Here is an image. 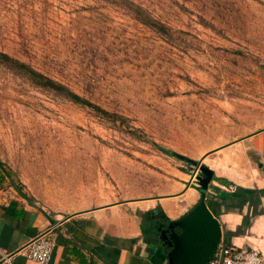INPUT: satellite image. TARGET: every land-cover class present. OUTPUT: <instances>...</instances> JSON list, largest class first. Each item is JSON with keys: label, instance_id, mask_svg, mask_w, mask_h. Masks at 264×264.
Listing matches in <instances>:
<instances>
[{"label": "rangeland", "instance_id": "obj_1", "mask_svg": "<svg viewBox=\"0 0 264 264\" xmlns=\"http://www.w3.org/2000/svg\"><path fill=\"white\" fill-rule=\"evenodd\" d=\"M262 129L264 0H0V157L48 209L177 195Z\"/></svg>", "mask_w": 264, "mask_h": 264}, {"label": "crops", "instance_id": "obj_2", "mask_svg": "<svg viewBox=\"0 0 264 264\" xmlns=\"http://www.w3.org/2000/svg\"><path fill=\"white\" fill-rule=\"evenodd\" d=\"M234 144L251 150L237 160L216 158L224 149L205 155L211 164L204 165L214 172L207 203L221 224L222 243L264 256V129ZM0 161V264H40L26 256L27 246L39 237L56 244L49 264H168L160 226L181 218L200 198L196 184L185 188L190 176L182 172L169 192L177 195L164 192L65 215L23 195Z\"/></svg>", "mask_w": 264, "mask_h": 264}, {"label": "water", "instance_id": "obj_3", "mask_svg": "<svg viewBox=\"0 0 264 264\" xmlns=\"http://www.w3.org/2000/svg\"><path fill=\"white\" fill-rule=\"evenodd\" d=\"M205 158L196 163L191 182L187 185L188 189L194 179L199 182L198 202L181 218L160 226L168 264H207L222 241L221 224L207 203V191L214 172L203 164ZM166 239L170 242L165 243Z\"/></svg>", "mask_w": 264, "mask_h": 264}, {"label": "built area", "instance_id": "obj_4", "mask_svg": "<svg viewBox=\"0 0 264 264\" xmlns=\"http://www.w3.org/2000/svg\"><path fill=\"white\" fill-rule=\"evenodd\" d=\"M56 244L52 239L39 237L26 248V256L40 264H49L53 260ZM207 264H264V256L259 251L226 245H218Z\"/></svg>", "mask_w": 264, "mask_h": 264}, {"label": "trees", "instance_id": "obj_5", "mask_svg": "<svg viewBox=\"0 0 264 264\" xmlns=\"http://www.w3.org/2000/svg\"><path fill=\"white\" fill-rule=\"evenodd\" d=\"M22 67L25 68L26 70H28L29 73H30L31 75L37 77V79H43V80H44V85H43V86H48V87H51V88H53V89H55V90H58V91H67V92H68V90H67L65 87L61 86L60 84H58V83H56V82H54V81H52V80H50V79H47L46 77H44V76H42L41 74L35 72L34 70H31V69L27 68L26 66H23V65H22ZM69 93H70V92H69ZM70 95H71V97H72L73 99H75L77 102L82 101L81 98H80L79 96H77V95H75V94H73V93H70ZM82 103H85L86 106H88V107H92V108H95V109H97V107H98V106H95V105H93L92 103L87 102V101H84V102H82ZM161 149L163 150V148H161ZM164 151H165L167 154L171 155V156H176V157H179V158H181V159H184V160L187 161L188 163H191V164H195V163H196L195 161L190 160V159H188V158H183V157H181V156H178V155L175 154L173 151H168V150H164ZM0 165H2V162H1V161H0ZM16 188H17V189H18L23 195L27 196V194H25V193L23 192L22 186H20V185L17 184V185H16ZM167 221H169V220H167Z\"/></svg>", "mask_w": 264, "mask_h": 264}, {"label": "flooded vegetation", "instance_id": "obj_6", "mask_svg": "<svg viewBox=\"0 0 264 264\" xmlns=\"http://www.w3.org/2000/svg\"><path fill=\"white\" fill-rule=\"evenodd\" d=\"M167 242H170V240H169V239H166V240H165V243H167Z\"/></svg>", "mask_w": 264, "mask_h": 264}]
</instances>
